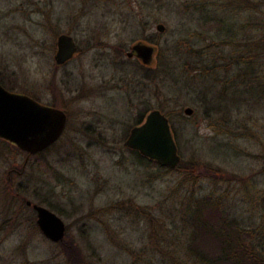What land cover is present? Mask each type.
Masks as SVG:
<instances>
[{"label":"rangeland","instance_id":"374dc122","mask_svg":"<svg viewBox=\"0 0 264 264\" xmlns=\"http://www.w3.org/2000/svg\"><path fill=\"white\" fill-rule=\"evenodd\" d=\"M240 1L243 8L223 10L221 0H0V79L67 115L54 146L29 158L40 172L48 166L38 189L40 196L51 192L53 212L65 223L63 242L43 236L31 209L10 211L16 201L9 186L31 174L15 173L26 153L0 143V264H195L185 252L180 203L193 184L199 195L221 196L229 216L264 247V98L248 91L235 65L231 94L221 93L223 73L219 80L191 77L184 63L190 51L216 41L210 18L228 20L239 36H264V0ZM195 4L208 8L190 9ZM60 34L72 36L77 51L56 65ZM136 44L153 47L147 65ZM159 51L170 66L163 80L154 73ZM150 109L171 116L181 161L199 163L195 183L184 172L141 162L125 147L135 119ZM205 164L224 177H207ZM70 241L78 261H70Z\"/></svg>","mask_w":264,"mask_h":264},{"label":"trees","instance_id":"16d2710c","mask_svg":"<svg viewBox=\"0 0 264 264\" xmlns=\"http://www.w3.org/2000/svg\"><path fill=\"white\" fill-rule=\"evenodd\" d=\"M220 3L223 10L227 8H236L237 5L238 8L244 7L243 1L240 0H221ZM191 6L192 5H190V9L194 11H201L202 9L208 8L205 4H195L192 6L193 8H191ZM207 17L208 16H206V18ZM209 21L211 25H213L212 28L215 27V36L217 35L215 37L216 41H211L210 44H206L203 48L190 51V59L192 58V60L184 63L190 66V71L194 72V74L191 73V77L200 76L205 79L210 77L213 78V80H217V78L219 80V73H223L222 75L224 77L221 81L223 82L221 93H225L227 90L232 94L234 93V82L232 76L229 74L232 66L235 65L236 69L239 71L238 79L248 87V91H250L252 95L262 96V98H264V36L261 34L259 36L255 35L257 36L256 38L253 35L249 37L246 35L239 36L240 30H236L233 24L228 20H214L210 18ZM204 23H206V21ZM250 27H253V31L259 30L257 24H253ZM241 29L244 30V27L242 26ZM222 34H225L226 37L221 38ZM149 42L158 45V39L156 37L151 38ZM228 50L229 52L226 53L225 51ZM161 52L162 51H159L156 57L154 73L155 77L161 76V80H163V77L170 71V66L166 63V55L164 52ZM222 52L225 53L222 54ZM180 72L189 74V71L185 70ZM0 84L6 89L13 91L2 79H0ZM178 112L180 114V111ZM141 115L142 113L135 119V124L140 122ZM164 115L168 118L170 123L171 116L169 114ZM0 143L23 152L15 145L5 140L0 139ZM53 146L54 144L40 153L31 155L29 158H37L42 153L48 152ZM133 152L141 162L148 163L151 161L138 151ZM29 158L25 165V160L23 161L21 168L15 173L19 175L23 174L24 170L27 168L30 171L31 179L27 178L17 182L16 185L13 186L14 188L9 186V190L15 194H13V199L16 201L15 204L9 206L10 211L14 208L18 210L28 208L35 212L31 205H26L27 200H30L32 204L37 203L44 205L50 210L56 211L54 210L55 204L49 199L50 190H44L43 194L40 196L41 192L38 189V183L40 181L46 183L45 175L49 174L47 164L44 165L40 172L38 171L40 165H36V162L33 164ZM260 158L264 160V154L261 155ZM42 161L43 160H41V162ZM152 162L164 171L177 170L184 172L185 176L188 175L193 183L196 181L194 180L198 171L196 167L199 166L197 162L190 160L184 165L183 161L180 159L173 169L161 166L156 161ZM204 169L210 172L207 176L210 179L216 180L219 175L220 177H224L222 173L210 164H205ZM261 171L264 172V164L262 165ZM227 177H229V175ZM230 179L236 180L237 178L231 176ZM187 181L188 180L184 183H187ZM248 182V179L243 181L245 185ZM194 185L195 184H193L191 190L185 191L180 202L182 217L186 226V239L184 244L188 259L194 260L195 264H264V247L261 246L260 243L257 245L252 243L254 239L253 231L242 226L236 218L229 216L223 208V198L221 196H215L213 194L199 195ZM14 215L15 211L11 213V216ZM153 228L152 225V229ZM67 244L70 245L68 247V245L65 244L70 261H78V259H81L78 248L73 246L71 241ZM170 256L173 260H176L175 257H172V255ZM76 264H83V260Z\"/></svg>","mask_w":264,"mask_h":264},{"label":"water","instance_id":"95a60500","mask_svg":"<svg viewBox=\"0 0 264 264\" xmlns=\"http://www.w3.org/2000/svg\"><path fill=\"white\" fill-rule=\"evenodd\" d=\"M164 29L162 24L156 25L157 31L163 32ZM55 46L53 58L56 65L65 64L77 51L73 37L67 34H60ZM132 49L144 64L150 62L152 46L136 44ZM183 111L188 116L193 113L190 107ZM65 124L66 115L61 109L41 103L27 94L10 91L0 84V139L27 153L24 165L29 155L56 142ZM124 145L171 169L180 160L169 120L157 109L149 112L144 123L131 129ZM26 205H31L36 212V224L44 237L52 242L63 239L65 223L59 215L43 205L32 204L30 200Z\"/></svg>","mask_w":264,"mask_h":264},{"label":"flooded vegetation","instance_id":"af4514ba","mask_svg":"<svg viewBox=\"0 0 264 264\" xmlns=\"http://www.w3.org/2000/svg\"><path fill=\"white\" fill-rule=\"evenodd\" d=\"M149 37H151V35H149L148 36V38ZM151 38H153V37H151ZM75 41V40H74ZM144 65V64H143ZM144 66H146V65H144ZM37 100V99H36ZM37 101H39V100H37ZM39 102H41V101H39ZM41 103H43V102H41ZM44 104H46V105H48V106H52V107H54V108H58V109H61V108H59V107H56V106H54V105H52V104H47V103H44ZM62 110V109H61ZM152 110H154V109H150V110H145V111H143L142 112V115L140 116V122L139 123H137V124H135L132 128H134V127H136V126H139L140 124H142V123H144L145 122V120H146V117H147V115L149 114V112L150 111H152ZM63 111V110H62ZM160 111V110H159ZM64 112V111H63ZM161 112V111H160ZM65 113V112H64ZM65 115H66V113H65ZM66 121H67V115H66ZM65 126H66V124H65ZM131 128V129H132ZM64 129H65V127H64ZM131 129L129 130V132H128V134H127V137H126V139L128 138V136H129V134H130V131H131ZM63 132H64V130L62 131V134L60 135V137L58 138V140L61 138V136L63 135ZM126 139L124 140V142L126 141ZM57 140V141H58ZM56 141V142H57ZM56 142H54L53 144H55ZM52 144V145H53ZM52 145H50L49 147H51ZM49 147H47V148H49ZM47 148H45V149H47ZM45 149H43L42 151H44ZM131 150H133V149H131ZM42 151H39V152H37V153H40V152H42ZM133 151H137V150H133ZM139 152V151H138ZM26 153V152H25ZM140 153V152H139ZM36 154V153H35ZM43 154V153H42ZM41 154V155H42ZM141 154V153H140ZM33 155V154H32ZM26 156H28L27 155V153H26ZM29 156H31V155H29ZM144 156V155H143ZM144 157H146V156H144ZM146 158H148V157H146ZM149 159V158H148ZM149 160H151V159H149ZM151 161H154V160H151ZM28 206V205H27ZM33 209V208H32ZM34 210V209H33Z\"/></svg>","mask_w":264,"mask_h":264}]
</instances>
